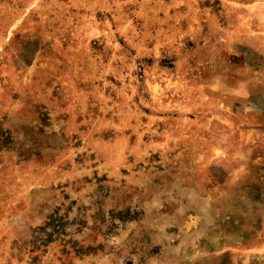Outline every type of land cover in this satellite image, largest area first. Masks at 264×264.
Listing matches in <instances>:
<instances>
[{
  "label": "rangeland",
  "instance_id": "1",
  "mask_svg": "<svg viewBox=\"0 0 264 264\" xmlns=\"http://www.w3.org/2000/svg\"><path fill=\"white\" fill-rule=\"evenodd\" d=\"M0 264H264V0H0Z\"/></svg>",
  "mask_w": 264,
  "mask_h": 264
}]
</instances>
